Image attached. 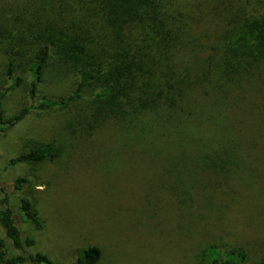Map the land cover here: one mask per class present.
Masks as SVG:
<instances>
[{"label": "rangeland", "instance_id": "374dc122", "mask_svg": "<svg viewBox=\"0 0 264 264\" xmlns=\"http://www.w3.org/2000/svg\"><path fill=\"white\" fill-rule=\"evenodd\" d=\"M173 5L193 40L225 29L238 34L243 14L261 11L255 0H174ZM73 7L75 12L66 14L58 27L89 48L93 42L82 30L79 5ZM46 23L30 31L18 56L9 40H0L5 119L31 104L28 91L38 48L34 39ZM56 50L53 46L49 51L39 99L64 98L79 83L76 70ZM199 62L189 58L182 67L197 75ZM256 75L234 84L217 77L210 83H189L180 109L171 116L161 107L132 111L123 122L90 126L87 109L101 93L93 83L82 90L80 100L64 108L31 109L0 134V199L3 192L9 194L21 233L35 237L27 253L39 251L56 264H75L85 248L95 245L102 251L98 264H206L204 252L218 243L224 252L245 249L243 264H264V178L253 179L249 162L238 153L264 155V79ZM15 78L20 83L11 87ZM45 147L59 158L8 165L18 154ZM209 160L217 168H209ZM258 166L264 171L263 161ZM217 174L224 178L212 182ZM18 178L27 179L22 190L43 223L41 231L20 219L14 192ZM0 238H5L1 227Z\"/></svg>", "mask_w": 264, "mask_h": 264}, {"label": "trees", "instance_id": "16d2710c", "mask_svg": "<svg viewBox=\"0 0 264 264\" xmlns=\"http://www.w3.org/2000/svg\"><path fill=\"white\" fill-rule=\"evenodd\" d=\"M19 1L0 0V40L10 41L15 56L19 55L20 44L27 36L31 37L30 31L42 21H50L38 30L34 39L38 48L28 91L30 106L12 119H5L1 106L3 94L0 92V134L14 128L31 109L43 112L64 108L80 100L82 90L92 83L101 87V93L94 97L87 109L89 125L101 126L112 121H126L132 111L165 107V115L171 116L180 109L184 87L189 83H210L211 78L217 77L234 84L252 79L256 73L257 77L264 79V0H255L262 12L252 13V16L248 12L243 14L238 34L225 29L219 35L208 34L199 40H193L190 29L186 30V20L173 5L174 0H23L18 7ZM74 4L79 5L82 30L90 34L89 44L93 42L87 46L89 48L78 45L74 36L58 27L59 22L66 20V14L75 12ZM53 46H57V56L76 70L79 83L64 98L39 99L38 84ZM207 49L209 51H204ZM189 58L200 61L198 70L201 72L197 75L191 73L187 65L182 67ZM8 72H11L10 67ZM19 83L20 79L15 78L11 87ZM252 152L254 154L246 155L244 151H238L241 158L249 162L253 179L264 178V171L258 166L259 161L264 162V155ZM59 156L49 147L36 148L10 158L8 165L54 161ZM209 163V168H217L215 161L209 160ZM217 175H213L212 182L224 178ZM26 182V178H18L14 183L20 219L35 231H41L43 223L32 200L22 190ZM9 201V194L3 192L0 227L5 238H0V262L56 264L46 253H27L28 248L35 246V237L31 234L23 236ZM7 240L16 254H11ZM221 246L224 245H209L204 252L206 264H243L247 255L245 249L239 247L224 252ZM101 256L98 246H90L81 252L75 264H98Z\"/></svg>", "mask_w": 264, "mask_h": 264}]
</instances>
